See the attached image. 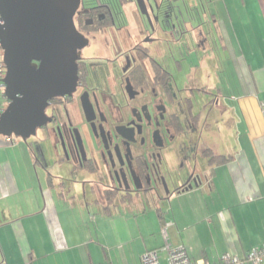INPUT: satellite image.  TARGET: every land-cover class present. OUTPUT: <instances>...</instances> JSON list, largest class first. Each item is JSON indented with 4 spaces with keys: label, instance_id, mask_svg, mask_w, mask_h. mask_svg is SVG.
<instances>
[{
    "label": "crops",
    "instance_id": "crops-1",
    "mask_svg": "<svg viewBox=\"0 0 264 264\" xmlns=\"http://www.w3.org/2000/svg\"><path fill=\"white\" fill-rule=\"evenodd\" d=\"M219 1L236 7L224 15L203 6L216 33L206 23L201 44L175 55L176 76L217 93L216 105L196 95L190 109L201 116L189 124L184 163L197 158L201 181L175 191L186 175L168 176L167 197L160 191L110 204L108 192L82 189L89 177L68 182L47 172L45 158H33L45 172L44 187L39 181L33 192L32 175L21 170L27 155L15 151L29 148L33 157L31 145L0 135V264H141L152 248L169 264V248L179 244L193 261L216 262L264 243V0Z\"/></svg>",
    "mask_w": 264,
    "mask_h": 264
},
{
    "label": "flooded vegetation",
    "instance_id": "flooded-vegetation-1",
    "mask_svg": "<svg viewBox=\"0 0 264 264\" xmlns=\"http://www.w3.org/2000/svg\"><path fill=\"white\" fill-rule=\"evenodd\" d=\"M174 3L81 0L73 16L82 43L75 88L49 100V120L27 139L47 160L48 173L65 174L68 182L85 175L82 189L108 192L103 199L110 204L161 194L156 178L162 175L185 174L182 183L195 176L184 163L188 127L201 116L200 109L190 111L193 96L204 98L205 107L218 99L216 91L175 75V55L193 52L191 42L201 44L206 23L216 28L201 10L194 22L175 18ZM177 154L181 161L174 165Z\"/></svg>",
    "mask_w": 264,
    "mask_h": 264
},
{
    "label": "water",
    "instance_id": "water-1",
    "mask_svg": "<svg viewBox=\"0 0 264 264\" xmlns=\"http://www.w3.org/2000/svg\"><path fill=\"white\" fill-rule=\"evenodd\" d=\"M80 3L81 0H0V48L5 66L2 82L7 100L0 115V135L27 142L49 120L45 113L49 100L74 90L76 50L82 43L73 16ZM197 162L194 157L193 171ZM158 179L166 188L164 175ZM190 180L195 184L201 181L192 172L179 190L191 188ZM154 192L158 193L156 186Z\"/></svg>",
    "mask_w": 264,
    "mask_h": 264
},
{
    "label": "rangeland",
    "instance_id": "rangeland-1",
    "mask_svg": "<svg viewBox=\"0 0 264 264\" xmlns=\"http://www.w3.org/2000/svg\"><path fill=\"white\" fill-rule=\"evenodd\" d=\"M174 1H175L174 5H173L174 17L175 18H179L180 16L185 17V18L190 17L191 19H193V22L195 21V19L193 18L195 11L202 9L203 6H205L206 9H209V10L214 9L220 13L224 12V15L228 11H232L233 6H235L229 1L228 2L224 1V3H223V1H219V0H218V2L213 1L211 3L207 2L206 0H174ZM190 1L193 2L192 7H190V5H189ZM129 7L131 8V5ZM0 56L2 57V49L1 48H0ZM2 91L3 90L0 89V105L5 106L7 103H5V101L3 99ZM12 138L17 139V140L19 139L18 137H15V136H13ZM20 141H22L21 143H23L27 146V142H24L23 140H20ZM23 144H20V145H23ZM31 148H32V146H31ZM28 149L29 148H27V151H25V149L23 151V150H21V148H17V150H15V151L18 154L26 153L27 156H25V158H23L24 161H22V163H21L23 165L21 170H24L25 173L29 172L30 175H32L33 182H35V185H34L35 187L33 189V192H36V190L40 189V187H41L40 182H41L42 186L44 187L45 172L43 171V166L40 163L36 162V160H35V163H36V166H35L34 163H32V159L33 158L34 159L39 158V160L42 161L44 158H42V156L40 155V152L38 151L37 146H35V151L37 153H35V151L32 148V151L34 153L33 157L30 155V149L29 150ZM29 159H30V161H28ZM12 160L13 161L15 160L14 157ZM21 160H22V158H21ZM29 162L31 163V165ZM164 181H165L166 188L164 187L163 184H160L159 190L161 192L162 191L166 192V190L168 191L169 186L172 183V179L168 176L164 177Z\"/></svg>",
    "mask_w": 264,
    "mask_h": 264
},
{
    "label": "built area",
    "instance_id": "built-area-1",
    "mask_svg": "<svg viewBox=\"0 0 264 264\" xmlns=\"http://www.w3.org/2000/svg\"><path fill=\"white\" fill-rule=\"evenodd\" d=\"M2 23L0 19V24ZM5 76V66L3 62L0 63V89H4V83L2 82ZM3 95V91H2ZM6 106V105H5ZM5 106L0 105V115ZM264 107V101L262 102ZM141 264H160L158 257V250L156 248L147 249L141 254ZM264 264V243L251 247L245 254L240 257L233 253L223 254L218 261H193L190 259L185 247L182 244L169 248V264Z\"/></svg>",
    "mask_w": 264,
    "mask_h": 264
},
{
    "label": "trees",
    "instance_id": "trees-1",
    "mask_svg": "<svg viewBox=\"0 0 264 264\" xmlns=\"http://www.w3.org/2000/svg\"><path fill=\"white\" fill-rule=\"evenodd\" d=\"M2 62V57L0 56V63ZM5 103H7V100L4 98ZM107 195L109 196L110 194L107 193Z\"/></svg>",
    "mask_w": 264,
    "mask_h": 264
}]
</instances>
